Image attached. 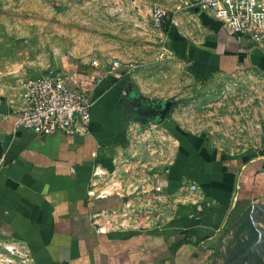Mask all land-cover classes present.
<instances>
[{"label": "crops", "instance_id": "obj_1", "mask_svg": "<svg viewBox=\"0 0 264 264\" xmlns=\"http://www.w3.org/2000/svg\"><path fill=\"white\" fill-rule=\"evenodd\" d=\"M163 3L154 6L171 5V16L180 21L171 27L169 51L185 65L201 99L194 105L157 100L174 104L160 124L173 162L169 202L149 228L97 234L90 220L93 212L125 202L90 200L94 164L111 167V157L127 143L128 125L148 123L126 114L130 89L146 99L129 73L114 74L95 58H62L69 85L90 90L94 99L86 136H37L16 128L26 101L0 89V241L25 244L35 264H227L243 214L252 208L254 218L264 215V92L257 94L261 101L244 102L251 103L244 115L254 113L262 128L258 142L252 140L256 145L240 153L231 152L225 133L244 115L230 116V104L224 110L211 105L228 79L248 71L264 78V51L228 35L212 14L193 7L194 0Z\"/></svg>", "mask_w": 264, "mask_h": 264}, {"label": "rangeland", "instance_id": "obj_2", "mask_svg": "<svg viewBox=\"0 0 264 264\" xmlns=\"http://www.w3.org/2000/svg\"><path fill=\"white\" fill-rule=\"evenodd\" d=\"M159 2L174 0H0V89L24 98L26 81L61 71L64 56H78L95 58L108 70L119 62L121 68L111 72L129 73L146 99L196 104L197 84L167 52L168 34L151 16ZM165 8L171 15L174 7ZM225 84L211 105L224 110L230 104L232 117L249 111L245 100L261 101L264 78L252 71Z\"/></svg>", "mask_w": 264, "mask_h": 264}, {"label": "built area", "instance_id": "obj_3", "mask_svg": "<svg viewBox=\"0 0 264 264\" xmlns=\"http://www.w3.org/2000/svg\"><path fill=\"white\" fill-rule=\"evenodd\" d=\"M199 13H209L221 23L228 35L251 48L264 51V0H194ZM153 21L158 26L179 27L180 21L167 10L154 6ZM169 54L170 51L167 50ZM172 55V54H171ZM121 68L112 64L111 71ZM66 73L56 69L26 81L23 94L26 106L16 119V128L49 136L62 132L68 136L90 134L94 99L91 94L69 85ZM255 114L242 116V121L229 126L225 139L231 144L232 153L256 145L262 122ZM161 123L133 122L126 130L125 146L111 157V167L97 162L88 189L91 201L111 197L124 199L123 206L114 210H100L91 214V225L97 234L113 231L149 228L160 219L161 204L169 202V169L173 162L170 137ZM5 154L0 149V170ZM192 190L198 187L189 184ZM0 264H35L25 244L0 241Z\"/></svg>", "mask_w": 264, "mask_h": 264}, {"label": "water", "instance_id": "obj_4", "mask_svg": "<svg viewBox=\"0 0 264 264\" xmlns=\"http://www.w3.org/2000/svg\"><path fill=\"white\" fill-rule=\"evenodd\" d=\"M155 123L164 122L170 115L173 102L157 101ZM234 234L232 247L227 255V264H263L264 260V215L253 217L249 208L240 220Z\"/></svg>", "mask_w": 264, "mask_h": 264}, {"label": "flooded vegetation", "instance_id": "obj_5", "mask_svg": "<svg viewBox=\"0 0 264 264\" xmlns=\"http://www.w3.org/2000/svg\"><path fill=\"white\" fill-rule=\"evenodd\" d=\"M155 102H157V100H147L140 96L135 90L130 89L125 98L126 114L146 122H154L158 115Z\"/></svg>", "mask_w": 264, "mask_h": 264}, {"label": "trees", "instance_id": "obj_6", "mask_svg": "<svg viewBox=\"0 0 264 264\" xmlns=\"http://www.w3.org/2000/svg\"><path fill=\"white\" fill-rule=\"evenodd\" d=\"M163 28H164V32H166L167 34H168V37H170V35H171V27L169 26V25H165V26H163ZM101 77H102V75H101ZM101 77H99L100 79H101ZM110 81H111V83H115V82H117V80L115 79V78H111L110 79ZM94 84V83H93ZM90 91V90H89ZM89 91H87V90H85V92L86 93H89ZM176 190V187L175 186H173V187H170V192H174Z\"/></svg>", "mask_w": 264, "mask_h": 264}]
</instances>
